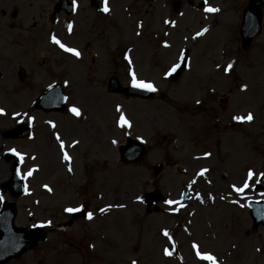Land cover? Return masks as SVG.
Returning a JSON list of instances; mask_svg holds the SVG:
<instances>
[{"label":"rangeland","instance_id":"1","mask_svg":"<svg viewBox=\"0 0 264 264\" xmlns=\"http://www.w3.org/2000/svg\"><path fill=\"white\" fill-rule=\"evenodd\" d=\"M109 1L113 20L102 18V26L96 25L94 29L96 34L88 35L91 20L86 18V8L89 1L79 0L82 12L78 10L74 32L66 37L60 25H46L45 16L50 7L47 0H0V11L4 12L0 24L6 22L8 26V21H16V27L17 22L23 21L20 10L16 11L15 19H10L7 9L34 7L36 12L27 16V21L35 24L33 31L44 28L43 35H38L34 44L28 45L25 56L10 63L0 60V78L7 77L8 85L22 92V95L16 94L22 97L21 104H17L4 91L9 88L0 87V110L3 111L0 155L12 148L20 155L27 154L30 161H25L21 168L22 178L35 169L31 176L23 178L26 190L16 200L15 225L25 229L36 224L48 225L44 227L46 241L7 264H132L133 261L136 264H207L197 259L191 247L193 243L201 253L215 257L218 264H264V229H252L245 200L248 195L256 196L253 183L264 173V22L250 50L242 53L237 49L239 17H236V36L234 39L231 36V42L222 49L228 58L235 56L236 64L249 70L242 68L236 75L232 72L224 76L220 69L211 74L219 63L214 62L208 76L210 81L198 86L193 73L200 66L192 55H189V70L175 82L165 79L164 72L176 58V51L190 45L186 41L199 27L207 23L225 26L230 16L227 13L232 14V7H241L245 0H208V5L220 9L215 18L190 9L188 1L191 0H181L184 4L179 18L161 10L166 8L168 0H151L150 4L139 0ZM199 1L192 0V3L197 5ZM124 8L129 9L131 19L124 14ZM150 8L152 12L146 17L145 10ZM38 9L42 11L43 20L38 18ZM164 17L178 19L171 31L177 45L168 51L160 50L159 45L157 48L149 44L152 49L146 47L140 40L148 42L147 32L152 25L164 27L159 24ZM139 20H143L141 31L134 27V22ZM108 21L113 25H106ZM10 27L14 28L13 24ZM3 29L6 34L7 28ZM50 29L66 47L79 48L82 57L67 56L56 45L49 44ZM136 32L140 33L139 37ZM5 37L10 39L9 34ZM83 37L96 41L86 43ZM225 37L228 39L227 34ZM217 39L211 40L212 46L219 45ZM231 44L233 51L228 49ZM129 47L133 48L130 50L133 61L123 56ZM32 50L34 55L36 51L39 53L35 58ZM188 51L194 55L193 51ZM129 61L137 79L154 85L158 92L156 97L141 102L106 93V82L112 75L122 86L130 83ZM18 66L26 72L23 82L17 79ZM54 84L62 86L67 97L66 108L76 107L80 111L79 120L71 118L68 110L46 114L30 106L31 101ZM228 91L232 92L229 102L221 107L219 99ZM198 100L201 102L197 107ZM212 100L214 107L206 111L205 103L210 105ZM24 109L30 110L31 116L36 118L31 125L28 124L30 116L20 114ZM224 109L225 118H222ZM247 111L253 113L252 128L245 124L238 128V133L242 134L240 151L238 133L222 131L224 127L220 123L234 122V116H247ZM121 114L129 127L117 126ZM213 117L215 123L209 125ZM23 122L30 128V137L19 140L3 137L5 132ZM125 133L146 145L147 156L143 163L128 166L119 162L118 146L124 143ZM57 136L68 145L76 140L78 146L58 151L62 140L58 142ZM248 139H253L251 145ZM216 141L222 142V146L216 148L211 144H217ZM207 142L210 143L207 145ZM59 152L71 160L62 162ZM7 162L0 160V184L10 175ZM157 163H162L163 170L154 177L152 166ZM177 167L185 169V173H178ZM249 170L254 173L253 179L249 187L237 195L232 188L243 186ZM202 171L203 175H197ZM151 193H158L161 202L157 210L147 212L140 198ZM197 194L200 199L196 198ZM4 199L11 201L7 193L0 194V202ZM163 200L179 203L165 205ZM80 206H84V211H91L94 218L90 221L78 218L72 226L60 231L69 219L64 209ZM101 208L106 211L101 213ZM165 231L172 243L162 234ZM225 239L230 242L226 243ZM164 248L174 254L165 257Z\"/></svg>","mask_w":264,"mask_h":264},{"label":"water","instance_id":"2","mask_svg":"<svg viewBox=\"0 0 264 264\" xmlns=\"http://www.w3.org/2000/svg\"><path fill=\"white\" fill-rule=\"evenodd\" d=\"M257 0H254L256 2ZM264 2V0H262ZM67 7V6H66ZM259 7H249L247 10V15L244 17V22L242 25V36L244 46H248L249 41L252 36L257 34L260 29V14H254L257 12ZM108 92L122 93L126 96H135L140 98H148L151 94L135 90L132 88L122 89L119 87L115 79L109 80ZM63 95L59 87H53L46 91L38 101V106L45 111H61L63 110ZM144 156V148L135 141L130 140L127 137V145L120 148L121 161L127 164L137 163ZM14 166L12 170V177L10 182L1 187L4 191L6 188L11 189L14 196H19L22 190V186L16 177ZM155 172L160 170V165H157ZM264 185V180L261 183ZM157 197L143 199L144 204L149 207V205L157 202ZM262 210L259 208L252 210V218L254 221V227L256 228L259 224H262ZM15 216V210L12 205L9 208L5 207L0 213V264L7 262L8 260L18 257L21 255L26 246L29 248L35 246L38 241L44 239V235L40 232L24 231L21 229H16L13 227V220Z\"/></svg>","mask_w":264,"mask_h":264},{"label":"snow or ice","instance_id":"3","mask_svg":"<svg viewBox=\"0 0 264 264\" xmlns=\"http://www.w3.org/2000/svg\"><path fill=\"white\" fill-rule=\"evenodd\" d=\"M76 7V4H75V0H73V9H75ZM104 13H107L109 11L108 7L106 6V0H105V6L101 9ZM206 13H216L217 11H219L217 8H213V7H208L206 4H205V7L203 9ZM165 24H169L170 22L168 20H165L164 21ZM69 29L71 28V25L68 26ZM139 27V25H138ZM206 31V29L204 30ZM139 34V33H138ZM203 32H198L196 33V36H200L202 35ZM167 35V33H166ZM194 39L196 37H193ZM51 42L55 45H57L62 51L66 52V53H70L72 56L76 57L77 59H79L80 57V53L75 50V49H72V48H69V47H66L63 43H61L58 39H56L55 36L51 37ZM163 47L167 48L169 47L168 44H164ZM184 54L181 53L180 54V58H183ZM124 59L125 60H129V57L127 55L124 56ZM180 67V64L179 63H176L174 64L166 73H165V78H167L168 76H171L173 73L176 72V70ZM233 67V65L229 64L227 65L223 70L225 72V74H227L229 72V70ZM128 75L130 77V84H129V87H131L132 89H135V90H140V91H144V92H155L156 91V88L154 87V85L150 82H146L144 80H139L137 79L135 73L132 71V66H131V62L129 61V71H128ZM241 91H244V88H241ZM197 103H199V101H197ZM68 111L73 115V116H76V117H79L80 116V112L79 110L76 108V107H69L68 108ZM117 112H120V109L119 107H117ZM0 115H3V111L0 110ZM19 115V114H17ZM233 120L236 121V122H239V123H250L252 120H253V116L251 115V113H249L247 116H234L233 117ZM32 123V117H28V124L31 125ZM117 126L118 127H129V123L128 121L125 119L124 115L121 114L120 117H119V120L117 122ZM54 127V125H53ZM56 139L59 141L60 140V137L57 136ZM143 142V141H141ZM115 143V142H114ZM72 146V145H70ZM60 147H61V151L63 152V149H64V144L61 143L60 144ZM14 156H17V159H20L22 160L23 157L19 156V154H17L15 151H13L12 153ZM63 159L65 161H68L69 160V157L67 155H64ZM70 170V169H69ZM35 171V169H31L29 170L27 173L24 174L23 178H27L29 176L32 175V172ZM206 171V170H204ZM20 171L17 170V176L20 177ZM197 175H203V171L198 173ZM264 175V174H262ZM253 176H254V173L249 170L247 172V178L244 180L243 182V186L242 187H235L233 186L232 188V191L235 192L237 195L243 193L245 191V189H247L249 187V181L253 179ZM257 179H259V177H257ZM46 187V186H45ZM47 190V188H46ZM197 199H200L199 195L197 194ZM234 202V201H233ZM166 204H173V203H176L178 204L179 201H165ZM122 207V206H121ZM83 209L81 207H68V208H65L64 211L68 214H73V213H78V212H81ZM106 209L104 208H101L100 209V212L103 213L105 212ZM92 213L91 212H87L85 214V219H88V220H91L92 219ZM48 225H33V227H46ZM165 237H168L169 239V243H172V240H171V237L169 236L168 232L165 231L162 233ZM91 247V246H90ZM192 250L195 252L196 254V257L198 260H201V261H206L207 264H218V261L216 260L215 257H213L211 254H208V253H201L199 250H198V245H196L195 243L192 244ZM257 251H260L259 249H257ZM163 255L165 257H170L172 255V252L169 251L168 248H164L163 250ZM132 264H136L135 261L132 262Z\"/></svg>","mask_w":264,"mask_h":264},{"label":"flooded vegetation","instance_id":"4","mask_svg":"<svg viewBox=\"0 0 264 264\" xmlns=\"http://www.w3.org/2000/svg\"><path fill=\"white\" fill-rule=\"evenodd\" d=\"M48 8L50 9L51 7H48ZM18 10H20V13L23 15L22 16L23 21L19 22V23L17 22V26L16 27H14V23L16 21H14L13 23H10L8 21L10 23V26H12V24H13V27L16 29V31L14 32L16 40L33 39V38L35 39V37H38V35H40V34H42L44 32L43 29H39V30L33 31L35 29V28H33L35 26V24L33 22L32 23H28V21H27V16L31 17L34 14L33 12H36L34 7H25L24 10H22L20 7L7 9L8 14H9V18L10 19H15V17H17V12L16 11H18ZM37 12H38V18L42 17V20H43L44 17H43L41 9H38ZM49 13H50V11L46 13L45 20H47ZM1 16L4 17V12H1ZM60 17L64 18V13H61ZM2 24H3V22H2ZM2 24H0V26ZM23 35H25V36H23Z\"/></svg>","mask_w":264,"mask_h":264},{"label":"bare ground","instance_id":"5","mask_svg":"<svg viewBox=\"0 0 264 264\" xmlns=\"http://www.w3.org/2000/svg\"><path fill=\"white\" fill-rule=\"evenodd\" d=\"M208 27V29L210 28L209 26H207ZM195 40H197V38H195ZM209 41V39L207 40V42ZM210 43L212 44V42H211V40H210ZM16 44H18V45H21V43H16ZM215 47H217V45L215 44L214 45ZM4 80V79H3ZM11 99H12V101H15V100H18L19 102H21V96H18V95H16L17 93H14V92H12V91H10V92H8V93H6ZM154 94H156V93H154ZM6 95V96H7ZM8 98V97H7ZM10 98H8L9 100H10ZM29 111L28 110H24L21 114H27ZM30 115V114H29ZM57 135V134H56ZM61 140L62 139H60L58 142H60L61 143ZM62 143H63V140H62ZM58 149V148H57ZM58 151H61L60 149H58ZM60 153V159H61V161L63 162V156H62V153L61 152H59ZM169 213V212H168ZM225 242L227 243V242H230V240L228 239H225ZM172 252V251H171ZM172 254H174V252H172Z\"/></svg>","mask_w":264,"mask_h":264}]
</instances>
